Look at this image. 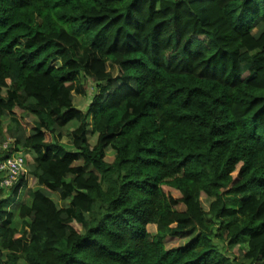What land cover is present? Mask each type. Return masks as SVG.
I'll list each match as a JSON object with an SVG mask.
<instances>
[{
  "label": "trees",
  "instance_id": "trees-1",
  "mask_svg": "<svg viewBox=\"0 0 264 264\" xmlns=\"http://www.w3.org/2000/svg\"><path fill=\"white\" fill-rule=\"evenodd\" d=\"M8 138L0 264H264V0H0Z\"/></svg>",
  "mask_w": 264,
  "mask_h": 264
},
{
  "label": "rangeland",
  "instance_id": "rangeland-1",
  "mask_svg": "<svg viewBox=\"0 0 264 264\" xmlns=\"http://www.w3.org/2000/svg\"><path fill=\"white\" fill-rule=\"evenodd\" d=\"M107 69L111 70V66L109 64H107ZM247 68L248 66H245L243 70L244 75H246L247 73ZM113 73H115V70H113ZM95 93L94 90V83L93 81L88 78V77H81V83H80V87L78 88L77 92L74 93V107L77 108L80 111H86L88 104L90 103V101L92 100V97ZM22 113V117L25 118V120L27 122H31L35 119V117L33 115L31 116H26ZM23 120V122L25 121ZM8 123V119L2 118V126L3 128L7 125ZM74 127L73 126H69L67 128H65V130L63 131L62 134V138L60 143L63 144L66 149H72V134L71 131H73ZM6 140V139H4ZM3 140V141H4ZM89 142L93 143L94 142V138H90L89 137ZM24 154H25V161L27 163V161H32L33 159V153L31 152H25L23 150ZM113 152L108 150L107 151V156L106 159L107 161H112L113 160ZM26 169V168H25ZM26 176V180H27V184L25 186L24 189H22L20 195H19V199L17 201V203H24L25 201H28V197L30 196V191L33 190L35 188V180L29 175L27 174V172H25L24 174ZM3 193H5V197H7V191L2 190ZM53 200H55L56 202H58V197L56 195H54ZM60 206H62V204L60 203ZM26 221V220H25ZM23 220H19L16 217L14 218V226L18 229L19 227L23 226L25 227L26 225L23 224ZM27 222V221H26ZM223 249L226 251V248L223 246ZM229 257H236L238 262H243L245 263L244 260L241 259V257H239L240 255H238L237 251H229L228 252Z\"/></svg>",
  "mask_w": 264,
  "mask_h": 264
},
{
  "label": "built area",
  "instance_id": "built-area-1",
  "mask_svg": "<svg viewBox=\"0 0 264 264\" xmlns=\"http://www.w3.org/2000/svg\"><path fill=\"white\" fill-rule=\"evenodd\" d=\"M0 153V188L8 191L26 172L25 154L10 138L0 144Z\"/></svg>",
  "mask_w": 264,
  "mask_h": 264
},
{
  "label": "clouds",
  "instance_id": "clouds-1",
  "mask_svg": "<svg viewBox=\"0 0 264 264\" xmlns=\"http://www.w3.org/2000/svg\"><path fill=\"white\" fill-rule=\"evenodd\" d=\"M27 172V171H26Z\"/></svg>",
  "mask_w": 264,
  "mask_h": 264
}]
</instances>
